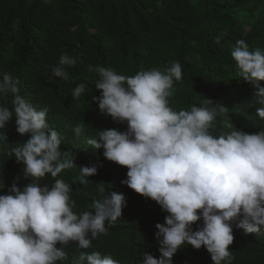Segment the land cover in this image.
I'll use <instances>...</instances> for the list:
<instances>
[{
  "label": "clouds",
  "instance_id": "9594fccd",
  "mask_svg": "<svg viewBox=\"0 0 264 264\" xmlns=\"http://www.w3.org/2000/svg\"><path fill=\"white\" fill-rule=\"evenodd\" d=\"M231 56L238 76L256 88L251 104L260 105L256 115L264 121V49L250 50L238 39ZM76 63L75 57L62 54L52 74L68 80L66 66ZM92 70L99 75L95 86L101 90L92 99L125 130L100 129L98 138L87 144L103 149L108 161L125 166L121 183L167 213L164 222L155 225L160 256L147 251L135 264H174V254L185 245L204 247L212 264H232L233 226L257 234L264 229V128L248 133L227 124L222 131L228 132L214 130L218 114L227 108L210 99L190 110L170 107L174 81L182 79L178 61L164 71L153 68L131 76L103 66ZM85 89L84 83L77 84L72 97L79 98ZM0 101V128L15 117L16 131L29 136L8 148L7 155L22 163L24 177L31 178L21 188L19 177L10 185L0 175V264H120L111 255L86 249L107 234L106 222L114 225L122 217L125 195L111 191L93 201L94 211L74 212L68 183H40L76 165L71 153L61 152V138L49 127L47 110H37L22 97L18 81L8 74L0 79ZM84 130L83 124L73 129L77 135ZM100 166L81 165L79 183L86 184ZM98 190L105 192L103 186Z\"/></svg>",
  "mask_w": 264,
  "mask_h": 264
},
{
  "label": "trees",
  "instance_id": "16d2710c",
  "mask_svg": "<svg viewBox=\"0 0 264 264\" xmlns=\"http://www.w3.org/2000/svg\"><path fill=\"white\" fill-rule=\"evenodd\" d=\"M238 39H244L250 50L264 49V0H0V79L10 75L18 81L22 97L37 110H47L49 127L60 135L61 152L76 158L74 168L56 178H42L41 185L50 186L54 179L68 183L77 213L94 211L93 201L111 191L125 195L122 217L114 225L106 222L107 234L94 239L86 253L99 251L120 264L141 262L147 251L158 258L155 225L167 215L151 198L121 183L126 179L125 166L108 161L103 149L87 144L88 139L98 138L100 129L125 130L102 114L92 99L101 91L95 86L99 75L92 69L103 66L131 76L153 68L164 71L178 61L182 79L174 81L170 107L190 110L210 99L227 108L218 114L214 130H227L226 125L232 124L254 133L264 128V121L256 115L260 105L251 104L256 88L238 76L231 56V46ZM62 54L77 61L66 66L68 80L51 71ZM80 83L86 85L85 93L73 98L72 91ZM11 99L9 94V108ZM78 124L85 129L79 135L73 131ZM0 137H4L0 175L10 185L19 177L16 182L22 188L31 178L24 177V165L9 157L7 149L23 144L29 136L16 131L13 117L5 129L0 128ZM92 162L101 166L86 184H80L79 167ZM233 235L232 264H264V229L257 234L233 226ZM172 259L174 264H212L204 247L197 250L191 245L181 247Z\"/></svg>",
  "mask_w": 264,
  "mask_h": 264
}]
</instances>
